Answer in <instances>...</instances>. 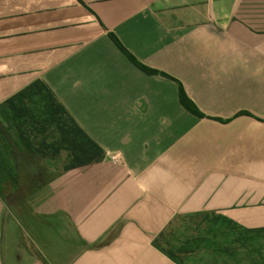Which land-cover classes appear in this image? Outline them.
<instances>
[{
  "label": "crops",
  "instance_id": "0c3cea01",
  "mask_svg": "<svg viewBox=\"0 0 264 264\" xmlns=\"http://www.w3.org/2000/svg\"><path fill=\"white\" fill-rule=\"evenodd\" d=\"M250 3L0 0V264H177L153 242L163 233L174 245L186 217L264 228V27ZM35 81L102 151L36 184L54 155L31 127L39 142H22L5 105ZM183 236L187 264L198 246ZM237 252L218 263L261 261Z\"/></svg>",
  "mask_w": 264,
  "mask_h": 264
},
{
  "label": "trees",
  "instance_id": "16d2710c",
  "mask_svg": "<svg viewBox=\"0 0 264 264\" xmlns=\"http://www.w3.org/2000/svg\"><path fill=\"white\" fill-rule=\"evenodd\" d=\"M109 36L114 45L141 71L146 74L156 73L139 64L125 50L116 37L112 34ZM179 100L186 111L197 117H202V114L186 97L180 86ZM5 105L12 113V125L19 132L22 141H25V129L31 127L34 130H38L41 136V147L50 150L52 155H58L62 151L70 154L72 163L66 169L87 165L100 159L102 154L100 147L80 129L42 82L35 81L30 86L13 94L6 99ZM48 138L52 139L49 143L46 142ZM1 169L2 154L0 152V171ZM204 216L209 222L208 233L214 235L217 233L216 235H220L225 240V246L216 245L214 248V252L217 255L234 257L238 254L237 250L239 248L241 250L244 249L246 256L260 255L256 246L264 238V228L246 229L220 215ZM214 227L217 228L214 230ZM165 238L163 233L160 234L153 242L154 247L173 262L182 264L181 254L188 253L186 248L189 242L179 243L180 245L174 250V245L171 247L162 246L165 243ZM192 240L197 243L196 239L193 238ZM200 242L207 243V240H200ZM260 259L261 261H251L249 264H264V257Z\"/></svg>",
  "mask_w": 264,
  "mask_h": 264
},
{
  "label": "rangeland",
  "instance_id": "374dc122",
  "mask_svg": "<svg viewBox=\"0 0 264 264\" xmlns=\"http://www.w3.org/2000/svg\"><path fill=\"white\" fill-rule=\"evenodd\" d=\"M250 7L247 9L248 12L246 13V15H263V17H261V20H263L262 23H259L258 25H262L264 27V0H250ZM254 25V23L252 24ZM205 80H203V83H205L206 85H214L216 86L215 88L217 89L218 86V81L212 82L211 78L205 77ZM193 82H198L195 78H192ZM199 85V82L198 84ZM254 100V99H253ZM252 100V102H253ZM257 104V110L260 112L264 113V101H261V99L256 101ZM254 106V105H253ZM255 109V107H254ZM7 125H9L8 120L6 121ZM4 128H6L7 126L3 125ZM25 141H22L24 144H31V143H37L39 142V137L38 136H33V135H26L25 134ZM1 140V139H0ZM50 140V138H49ZM54 163H55V167H44L43 171H42V175L41 176H37L34 177V183L36 181V179H39V182L44 181L45 179H47L50 175L52 174H58L61 173L62 170L66 167H68L71 163V156L68 152L62 151L60 152L58 155H54ZM36 184V183H35ZM13 185V184H11ZM31 184L28 183L26 184V186H30ZM33 185V184H32ZM7 188H5L6 193L3 192L4 194V199L6 202V206L8 208H11L13 211L17 210L18 207L21 205V201L17 198H15V196H11V194H9L8 192H10V190L15 191V186L12 189L11 187H9V185L7 184ZM23 190L27 191L26 187L24 186L22 188ZM11 191V192H12ZM0 195H1V184H0ZM182 224H190L191 225V230L188 232L185 231H179L177 230L175 232V243L174 246H178L179 243L182 242L184 236L183 235H188L191 236L192 238L197 240V243H195L198 246V250L195 253V259L192 262H187V264H213V262L215 264H219L218 260H219V255H217L214 252V248L216 247V245H221L222 243L219 242L221 241L223 238L220 237V235H214L211 233H208V225L209 222L207 221V218L203 215H198V216H190V217H186L183 221H181ZM180 222L179 220L176 222V226H179ZM217 227H214L213 229L215 230ZM182 234V236H181ZM200 240H207V243L204 242H200ZM229 240V239H227ZM257 249L259 250V254L260 255H251V256H255V257H264V238L263 240L259 241L258 245L256 246ZM242 254H244V249L241 250Z\"/></svg>",
  "mask_w": 264,
  "mask_h": 264
}]
</instances>
